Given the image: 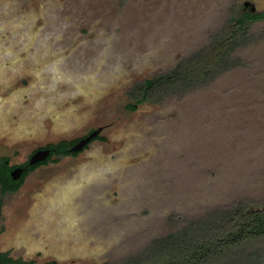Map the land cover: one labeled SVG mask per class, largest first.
Returning <instances> with one entry per match:
<instances>
[{"label":"rangeland","instance_id":"374dc122","mask_svg":"<svg viewBox=\"0 0 264 264\" xmlns=\"http://www.w3.org/2000/svg\"><path fill=\"white\" fill-rule=\"evenodd\" d=\"M264 0H0V161L103 128L78 155L2 196L0 252L16 264H129L218 208L264 206V22L240 66L160 104L125 109L137 82L207 45Z\"/></svg>","mask_w":264,"mask_h":264},{"label":"trees","instance_id":"16d2710c","mask_svg":"<svg viewBox=\"0 0 264 264\" xmlns=\"http://www.w3.org/2000/svg\"><path fill=\"white\" fill-rule=\"evenodd\" d=\"M264 22V10L255 12L245 4L235 9L224 25L201 49L181 59L172 69L151 79L135 83L127 92L126 111L135 112L145 104H160L169 96L183 95L207 86L222 74L240 66L235 56L250 39L252 27ZM51 145L57 161L77 155L71 147L78 143ZM44 163V164H46ZM35 170L27 164L20 180L10 175L9 160L0 161V192L15 194L27 175ZM7 254H0V264H16ZM129 264H264V206L242 199L218 207L164 238L155 239Z\"/></svg>","mask_w":264,"mask_h":264},{"label":"water","instance_id":"95a60500","mask_svg":"<svg viewBox=\"0 0 264 264\" xmlns=\"http://www.w3.org/2000/svg\"><path fill=\"white\" fill-rule=\"evenodd\" d=\"M245 6L248 7L249 6V3L246 2L245 3ZM253 11L254 12L256 11V8L255 7H253ZM102 130H103V128H99V129L93 131L89 136L81 139L71 149V151L73 153H77V152L82 151L85 148V146H87L92 140H94L99 134H101ZM50 154H51V150L50 149L37 151L31 157V159H30V165H36L39 162H43V161L47 160L48 157L50 156ZM22 173H23V169L17 168L14 171L11 172V176H12L13 180H18L21 177ZM0 210H1V207H0Z\"/></svg>","mask_w":264,"mask_h":264},{"label":"flooded vegetation","instance_id":"af4514ba","mask_svg":"<svg viewBox=\"0 0 264 264\" xmlns=\"http://www.w3.org/2000/svg\"><path fill=\"white\" fill-rule=\"evenodd\" d=\"M103 130H104V129H103ZM94 131H95V130H94ZM92 132H93V131H92ZM92 132H90L87 136H89ZM102 132H103V131H102ZM102 132H101V133H102ZM87 136H85V137H87ZM100 136H101V134H99V135H98L94 140H92L90 143H92V142H94L95 140H97ZM85 137H83V138H85ZM83 138H82V139H83ZM80 140H81V139H80ZM90 143H89V144H90ZM76 144H77V143H76ZM76 144H74L70 149H72ZM89 144H88L87 146H89ZM87 146H85V148H84L82 151L78 152L77 155L80 154L81 152H83V151L87 148ZM46 149H50V150L52 151V148H50V146H47V147H45V148H40V149L36 150L35 152H33V154H31V156H30V158L28 159V161L25 162L24 164L16 165V166H10V164H9V167L11 168L10 175H11V172L14 171L15 169H17V168H21V169H23V173H22V175H21V177H22V176L24 175L26 169H27V164L30 165V159H31V157L34 155V153H36L37 151H40V150H46ZM51 155H52V152H51L49 158L51 157ZM49 158H48V159H49ZM48 159H47V160H48ZM47 160H45V161H43V162H39V163H37L36 165H30V166H34L35 169H37V168L43 166L44 163L47 162ZM32 172H33V171H32ZM32 172H31V173H32ZM31 173H30V174H31ZM30 174H29V175H30ZM29 175H27L26 178H27ZM11 177H12V176H11ZM21 177H20L18 180H20ZM26 178H25V179H26ZM18 180H15V181H18ZM24 181H25V180H24ZM22 185H23V184H22ZM21 187H22V186H21ZM21 187H20V188H21ZM19 190H20V189H19ZM19 190H18V191H19ZM18 191H17V192H18ZM17 192H16V193H17ZM16 193H15V194H16ZM0 194H1V192H0ZM1 195H2V194H1ZM12 195H14V194H12ZM12 195H10V196H12ZM4 196H9V195L6 194V195H4ZM3 204H4L3 201L0 200V207H1V210H2V208H3ZM1 210H0V211H1ZM0 254H7V253H2V252H0ZM7 256H8L9 258H11V255H9V254H7ZM12 259H13V258H12ZM13 260H14V259H13ZM14 261H16V260H14Z\"/></svg>","mask_w":264,"mask_h":264}]
</instances>
